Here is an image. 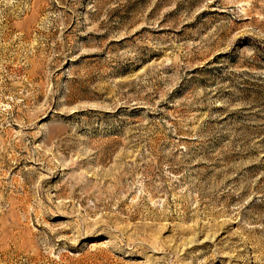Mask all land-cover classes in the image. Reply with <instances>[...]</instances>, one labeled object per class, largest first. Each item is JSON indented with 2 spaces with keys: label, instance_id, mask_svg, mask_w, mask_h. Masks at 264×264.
<instances>
[{
  "label": "rangeland",
  "instance_id": "rangeland-1",
  "mask_svg": "<svg viewBox=\"0 0 264 264\" xmlns=\"http://www.w3.org/2000/svg\"><path fill=\"white\" fill-rule=\"evenodd\" d=\"M0 264H264V0H0Z\"/></svg>",
  "mask_w": 264,
  "mask_h": 264
}]
</instances>
